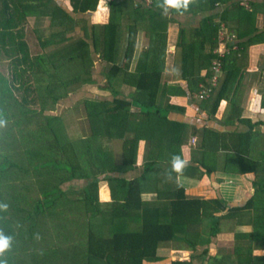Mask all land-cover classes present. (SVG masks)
Masks as SVG:
<instances>
[{
    "label": "trees",
    "instance_id": "obj_1",
    "mask_svg": "<svg viewBox=\"0 0 264 264\" xmlns=\"http://www.w3.org/2000/svg\"><path fill=\"white\" fill-rule=\"evenodd\" d=\"M227 1L191 0L188 6L192 7L193 12L200 10L213 11L216 3L224 4ZM97 2L98 0H70L73 12L80 13L88 10L94 11ZM239 6L238 3L233 4L230 8L204 20V26L194 32L195 36L201 35L200 39L197 37L193 41H188L185 37V30L179 31L177 42L180 49L181 71L183 76L189 80V83H192L189 77L191 73L190 66H194L196 63L198 70L207 68L206 75L201 81L207 84L210 77L211 73L208 68L215 57L212 49L217 46V31L219 28L217 23L210 24L211 19L213 16L219 17L220 22L228 26L229 9H235L234 12L241 13L239 15H252L249 10ZM46 17L49 18V26L61 27L62 29L49 36L41 37L34 32L29 19L34 18L35 25L40 23V19ZM73 24L74 20L69 13L53 0H0V66L4 65L5 67V69L0 67V110L5 112L4 116H9L14 110V106L17 109H24L21 111V115H34L38 110L42 114L45 110H50L59 97L67 96L68 87L71 84L76 83L80 86L81 83L90 79L92 59L88 43L82 38L75 39L74 36H67V33L73 30ZM110 24L99 26V28H109L107 36L102 35V29H99L97 35L93 36V45L99 58L111 63L107 70L108 87H110L111 78H116L121 69L128 68L136 39V29H133L128 36L126 51L122 55V63L120 65L115 64V53L113 52L115 27H110ZM259 36L256 35L247 41L238 42L236 44L237 50L231 51L222 58V72L218 83L213 88L210 97L202 100L207 104L212 115H215L220 103L227 100L226 107H230L236 113L232 123L234 120L239 123H249L250 131L230 135L233 144L231 147L224 149L234 154L232 159H235L238 167L236 170L241 174L256 172L257 163L251 158V144L258 134L254 130L261 123L251 124L250 121L241 119L240 110L228 99L232 89L236 88L241 79V71L248 67V50L250 46L255 44ZM207 43L210 48L208 52H204V45ZM104 48L107 51H104ZM66 63L76 64L77 71L72 74L71 79L58 82L56 70L59 66H67ZM68 67L69 65L66 69ZM126 71H123V73ZM44 76L47 77L45 82L42 80ZM161 80V70L148 69L137 75V81H135L136 94L133 95L132 102L116 97L110 103L105 101H82L87 106L86 113L91 121L90 135L88 138L85 136L82 139L80 138L78 142L84 145L81 149L82 153L87 155L92 163L94 169L90 172L84 169L79 158L80 155L75 150L71 140L61 141L57 140L58 138L54 140L57 142L54 144L56 147L53 148L56 151L58 149L60 153L58 156L66 160L70 179L90 178L83 188L84 198L81 201L85 202L87 210L90 208V213L99 222L88 226L86 234L87 258L82 264H160L161 260L156 256V250L160 242L176 240L177 235L180 233H184V236L187 233L200 232L202 234L201 226L203 222H206L207 230L203 233L204 235H200V238L203 244H208L211 238L217 234L220 220L239 209L238 207L227 209L226 204L218 199L190 198L185 195L184 189L176 183L175 190L166 191L162 188L158 192L156 201L149 202L142 199V185L150 174L162 172V164L164 162L172 164L174 156H179L183 160L181 146L183 145L182 140L184 138L182 136L185 129L181 125L168 122L167 117L157 104V98L162 89ZM111 93L117 95L113 86ZM146 94L148 95L146 96L147 100L143 98ZM134 107L139 108L140 112H134ZM21 115L15 114L14 118ZM133 118L144 121L143 124L147 129L145 133L143 131L139 133L140 131L133 126L131 121ZM15 123H17L16 120ZM169 123L176 127L168 130ZM202 133V156L197 163L204 169V172L197 169L196 177H200L204 173L210 174L215 170L214 167L209 166L208 162L214 159L218 151L216 149L214 152L212 150L210 152L204 147L208 142L215 141L218 133L209 128L203 129ZM103 137L109 141L115 140L121 143L119 163L113 161L112 156L108 155L109 152L104 151L101 143L96 145V142H100ZM13 138L15 139V135H13ZM141 140L151 142V149L143 166V175L137 178L125 179L108 174L137 167L138 148ZM33 142L32 140H26L24 137L18 143H12L13 146L18 148V153L23 151V153L32 155L34 151L32 150L34 148ZM50 146H53V144H50ZM186 168L183 170H186ZM7 170H11V173H16V175L28 172L22 162L16 160H13L8 166L0 163V179H3L1 176L7 173ZM103 173L107 174L104 179L108 180L109 183L116 182L119 189L117 197L112 192L113 201L109 204L108 209H102L98 202L99 178L97 177ZM169 173L174 182L176 172ZM57 199L44 201V204L38 202L35 204L34 210H31L32 204L29 206L28 201L17 202L18 204H16V200H11L14 201L15 214L19 218L17 228L19 230L16 231L11 227L12 222L8 221L7 226L6 223L4 225V234H0L8 238L9 246L12 249L19 250L22 248L15 237L22 238L24 241H33L39 236V229L47 227V213L45 210L52 208ZM41 205H44L42 209H40ZM225 209H227L226 215L217 216ZM134 211L140 214L141 228L134 231L127 230L122 223L128 218H133ZM107 226H110V234L104 237L102 231ZM188 244L192 248L191 254L187 258L175 259L168 264H203V259L208 252L207 249L205 248L200 255H193L196 252V243ZM23 252H25V249H23ZM28 252L27 257H36L35 251L30 250ZM52 252L55 253L53 250ZM237 256V264H264V257L252 256L250 249H245L241 253L237 252ZM16 257L18 256L12 259L0 258V264L27 263V261H22L19 257ZM218 262H221V259L217 256L209 257L208 264Z\"/></svg>",
    "mask_w": 264,
    "mask_h": 264
},
{
    "label": "crops",
    "instance_id": "obj_2",
    "mask_svg": "<svg viewBox=\"0 0 264 264\" xmlns=\"http://www.w3.org/2000/svg\"><path fill=\"white\" fill-rule=\"evenodd\" d=\"M53 1L66 10L74 20L73 30L67 33V36H74L75 39L82 38L89 45L92 59L91 77L80 86L76 83L71 84L75 87L69 90L67 96L59 97L52 109L44 111L45 114L56 118L63 116L65 112L74 109L76 104L84 100L110 103L116 97L132 102L133 95L136 94L135 81H137L138 73L148 69L161 70L162 89L158 95L157 104L167 117L168 122L181 125L185 129L184 137L182 136L184 139L182 140L181 154L183 160L187 161V168L185 167L186 170L182 172H177L173 170L172 164L164 162L162 164L163 171L150 174L142 185V199L149 202L156 201L158 192L162 188L166 191L175 190L177 184L190 198L218 199L226 204L227 209L239 208L230 216L220 220L218 232L208 244H203L200 238V235H204L203 233L207 230L206 222H203L201 226L202 234L200 232L187 233L184 236V233H180L176 240L160 242L156 250V256L161 260L160 264L187 258L192 251L188 243H196V252L193 255H200L205 248L207 249L203 264H208L209 257L214 256L221 259L219 264H237V252H244L245 249H250L252 256L264 257V0H247L251 7L249 10L251 16L239 15L241 13L234 12L235 9H229L228 26L226 25L227 30H232L236 35H240V41H237V44L260 35L255 44L250 46L248 67L241 71V79L236 88L232 89L228 99L240 110L241 119L250 121L251 124L261 123L254 130L258 134L251 144V158L257 163L256 172H245L244 174L237 172L236 161L232 159L234 154L224 149L233 144L230 135L250 131L249 123H239L236 120L232 123L236 113L230 107H226L227 100L220 103L215 115L210 113L207 104L197 97L198 86L203 83L201 79H204L207 68L198 70L197 63L190 66L189 77L192 83H189L181 71L180 49L177 42L178 33L182 29L185 30V37L188 41H193L197 37L200 39L201 35L195 36L194 32L204 26V20L243 0H228L224 4L219 3L213 11L200 10L198 12H193L190 6L187 8L167 6L164 0H98L94 11L88 10L82 13L73 12L70 0ZM255 15L256 21H254ZM219 19V17L213 16L210 24L225 25ZM29 21L34 32L41 37L49 36L62 29L49 26L47 17L40 19V23L35 24L36 26L34 18ZM108 24L110 27H115L113 52L115 53V64L118 65L122 63V55L126 51L129 33L136 29L135 47L129 66L121 69L116 78L110 79V87L107 83V70L111 63L101 60L93 45V36L97 35L99 29H102L104 37L108 35L109 28H99V26ZM250 25L253 27L252 33L254 34L249 33ZM207 34L208 32L206 36ZM209 48L210 45L207 43L204 45L203 51L208 52ZM103 50L107 51L106 48ZM73 65V69V66H69L67 69L66 66L63 70L62 66L57 68L59 69V73L56 70L58 82L72 78V74L76 73L77 69L76 64L73 63ZM125 70L127 71L123 73ZM42 80L45 82L47 77L44 76ZM112 86L116 90V96L111 93ZM146 96L148 95L143 97L145 100H147ZM133 111L140 112L137 107H134ZM131 121L133 126L140 131L139 133L142 131L145 133L147 129L143 124L144 121L137 118H133ZM80 122L84 126V130L82 129V134L77 140L84 136L88 138L90 135L91 121L87 113ZM170 123L167 127L168 130L176 127ZM205 128L218 133L215 141L208 142L204 146L210 152L218 149L214 159L208 162L209 166L214 167L215 170L210 174L204 173L202 176L196 177L197 169L204 172L197 161L202 156L201 138ZM99 143L104 151L110 153L108 155L112 156L114 162H120V142L109 141L103 137L100 142H96V145ZM150 149L151 142L141 140L138 148L137 167L108 174L125 179L140 177L144 173L143 166ZM169 172H176L174 182ZM106 175L103 173L97 177L99 178L98 202L102 209L109 208V204L113 201L112 192L117 197V191H119L116 182L109 183L104 179ZM89 180L90 178H73L70 181L67 179L62 186L63 189L71 188L74 191L82 192L83 195V188ZM227 209L217 216L226 215ZM122 225L127 230H139L141 228L140 214L134 211L133 218L126 219ZM107 227L110 229V226Z\"/></svg>",
    "mask_w": 264,
    "mask_h": 264
},
{
    "label": "rangeland",
    "instance_id": "obj_3",
    "mask_svg": "<svg viewBox=\"0 0 264 264\" xmlns=\"http://www.w3.org/2000/svg\"><path fill=\"white\" fill-rule=\"evenodd\" d=\"M254 21H256V15ZM249 28V33L254 34L252 33V25ZM228 31L235 35L237 41H240L239 34L236 35L232 30ZM68 65L74 66L73 63ZM0 67L5 69L4 65ZM64 67L62 66L61 69L63 70ZM57 72L59 73V69H57ZM74 87L70 85L68 89L71 90ZM14 107L17 109L16 106ZM15 108L12 113L21 115V111L24 109L19 108L16 110ZM86 110L87 106L82 101L76 104L74 109L68 110L63 116L57 118L49 116L45 112L41 114L40 110L34 115L22 114L18 118H14V113V115L10 113L9 116H4L5 112L0 110V122H2L0 123V163L8 166L13 160H16L22 162L25 169H28L26 174L16 175V173H11V170H7V173L1 176L3 179H0V205H7V207L0 208V233L4 234V225L6 223L7 226L8 221L12 222L11 227L16 231L19 230L17 229L19 218L15 214V200L16 204H18L17 202L28 201L29 206L32 204L31 210H34L36 203L44 204V201L58 198L52 208L45 210L47 213V227L39 229L37 238L33 241H24L22 238L15 237L16 241L25 249V252L22 248L19 250L12 249L9 243L8 247L0 253V258L12 259L18 256L20 260L27 261L25 264H82L87 258L86 234L88 226L99 222V220L90 213V208L87 210L85 202L81 201L84 198L82 192L74 191L71 188L63 189L62 185L65 184V180L69 179L70 181L73 178L70 179L68 174L66 160L58 156L60 153L57 148L58 152L53 148L56 147L54 145L57 142L54 141L55 138L61 141L71 140L75 150L80 155L79 158L84 169L87 172L94 169L89 157L82 153L81 149L84 145L77 140L82 134V129L84 130V126L80 121L84 119ZM15 120L17 123H15ZM56 134L58 136H55ZM13 135H15V139ZM24 137L26 140L35 141L32 143L34 147L32 155L23 153V151L18 153V148L13 146L12 142L18 143ZM50 144H53V146H50ZM20 147L22 148V146ZM12 199L14 201H11ZM43 206L41 205L40 209ZM107 230H109L108 227L102 231L104 237L110 234V230ZM30 250L35 251L36 257H27Z\"/></svg>",
    "mask_w": 264,
    "mask_h": 264
},
{
    "label": "built area",
    "instance_id": "obj_4",
    "mask_svg": "<svg viewBox=\"0 0 264 264\" xmlns=\"http://www.w3.org/2000/svg\"><path fill=\"white\" fill-rule=\"evenodd\" d=\"M239 5L247 10H251L247 0L238 1ZM219 4L216 3L215 6ZM237 40L235 35L228 32L227 27L224 24L219 26L217 32V46L213 48L212 53L215 57L212 59L208 70L210 71V77L207 84L200 83L197 97L199 100L208 99L212 93L213 88L217 85L222 70V58L229 54L231 51L237 50Z\"/></svg>",
    "mask_w": 264,
    "mask_h": 264
},
{
    "label": "clouds",
    "instance_id": "obj_5",
    "mask_svg": "<svg viewBox=\"0 0 264 264\" xmlns=\"http://www.w3.org/2000/svg\"><path fill=\"white\" fill-rule=\"evenodd\" d=\"M191 0H164L165 5L175 8H187ZM2 123V122H0ZM187 167V161L182 160L179 156H174L172 158V168L177 172H182L183 169ZM7 205H0V208H6ZM9 244L7 237L0 234V253H2Z\"/></svg>",
    "mask_w": 264,
    "mask_h": 264
}]
</instances>
